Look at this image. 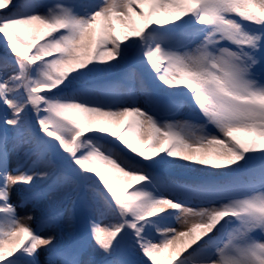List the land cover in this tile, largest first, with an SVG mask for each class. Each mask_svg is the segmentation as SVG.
Wrapping results in <instances>:
<instances>
[{
  "label": "snow or ice",
  "instance_id": "6c2138e0",
  "mask_svg": "<svg viewBox=\"0 0 264 264\" xmlns=\"http://www.w3.org/2000/svg\"><path fill=\"white\" fill-rule=\"evenodd\" d=\"M0 46V264H264V0H0Z\"/></svg>",
  "mask_w": 264,
  "mask_h": 264
},
{
  "label": "rangeland",
  "instance_id": "374dc122",
  "mask_svg": "<svg viewBox=\"0 0 264 264\" xmlns=\"http://www.w3.org/2000/svg\"><path fill=\"white\" fill-rule=\"evenodd\" d=\"M118 70H119V69H118ZM114 73H116V72H114ZM113 79H117L116 76H115ZM134 91H135V93L140 97V101H139V102L141 103V106H144V104H145V100H146V97L143 95V93H144V88H143V86H142V84H141V82H140L139 79H137L136 82H135V85H134ZM148 91H151V88H150ZM188 112H189V111H187V112L184 113V114H181V115L178 116L177 118H178V119H184V118H187ZM186 174H187V173H186ZM187 175H191V174H187ZM185 179H188V177H187V178H184V179H180V180H185ZM24 214H25V213H24L23 211L20 212V215H21V216H23ZM43 234H44V235H48L49 233H48L47 231H45ZM64 242H65V243H70V242H71L67 230L65 231V234H64Z\"/></svg>",
  "mask_w": 264,
  "mask_h": 264
},
{
  "label": "trees",
  "instance_id": "16d2710c",
  "mask_svg": "<svg viewBox=\"0 0 264 264\" xmlns=\"http://www.w3.org/2000/svg\"><path fill=\"white\" fill-rule=\"evenodd\" d=\"M0 52H3V48H2V46H0ZM122 70H124L123 67H122L121 69H119L118 72H119V71L121 72Z\"/></svg>",
  "mask_w": 264,
  "mask_h": 264
}]
</instances>
